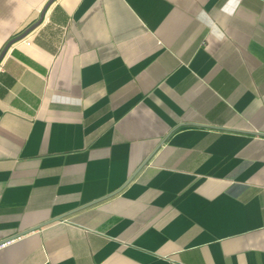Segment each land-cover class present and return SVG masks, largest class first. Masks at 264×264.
<instances>
[{
    "label": "crops",
    "instance_id": "crops-1",
    "mask_svg": "<svg viewBox=\"0 0 264 264\" xmlns=\"http://www.w3.org/2000/svg\"><path fill=\"white\" fill-rule=\"evenodd\" d=\"M34 25L0 61V264H264V0H0V56Z\"/></svg>",
    "mask_w": 264,
    "mask_h": 264
},
{
    "label": "water",
    "instance_id": "water-1",
    "mask_svg": "<svg viewBox=\"0 0 264 264\" xmlns=\"http://www.w3.org/2000/svg\"><path fill=\"white\" fill-rule=\"evenodd\" d=\"M47 8H48V5H47ZM45 10H46V9H45ZM41 21H42V20H41ZM41 21H40V22H41ZM40 22H39V23H40ZM35 26H36V25H34V26L31 27L30 29H28L24 35H22V36L16 38L14 41H12V42H11V43L5 48V50L3 51V53L1 54V56H0V61H1L2 58L4 57V55H5L6 51H7V49L9 48V46H10L13 42L22 39V38H23L27 33H29V32H30Z\"/></svg>",
    "mask_w": 264,
    "mask_h": 264
},
{
    "label": "snow or ice",
    "instance_id": "snow-or-ice-1",
    "mask_svg": "<svg viewBox=\"0 0 264 264\" xmlns=\"http://www.w3.org/2000/svg\"><path fill=\"white\" fill-rule=\"evenodd\" d=\"M231 2L234 4V3H237L238 0H231Z\"/></svg>",
    "mask_w": 264,
    "mask_h": 264
},
{
    "label": "built area",
    "instance_id": "built-area-1",
    "mask_svg": "<svg viewBox=\"0 0 264 264\" xmlns=\"http://www.w3.org/2000/svg\"><path fill=\"white\" fill-rule=\"evenodd\" d=\"M28 44H30V41H27Z\"/></svg>",
    "mask_w": 264,
    "mask_h": 264
}]
</instances>
